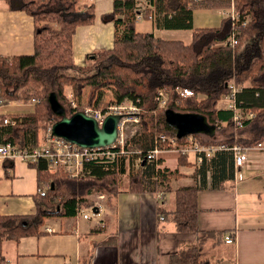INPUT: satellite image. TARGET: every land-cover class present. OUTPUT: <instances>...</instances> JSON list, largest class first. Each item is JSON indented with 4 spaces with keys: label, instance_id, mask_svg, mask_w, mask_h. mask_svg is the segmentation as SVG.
<instances>
[{
    "label": "trees",
    "instance_id": "obj_1",
    "mask_svg": "<svg viewBox=\"0 0 264 264\" xmlns=\"http://www.w3.org/2000/svg\"><path fill=\"white\" fill-rule=\"evenodd\" d=\"M6 1L12 9L33 18L34 51L13 56L0 54L1 96L5 103L20 99H35V103L27 112L0 113L1 142L22 150L43 145L45 128L61 118L48 101L51 92L57 93L68 115L78 111L69 104L67 86L72 87L77 100L89 87V103L98 107L134 103L140 109L142 127L125 142L124 152L118 147L116 156L105 155L86 162L80 176L54 169L46 158L29 162L37 168V211L0 216L4 229L0 240L4 239L3 234L16 240L42 234L40 227L46 217L81 215L82 209L94 205L87 198L92 192H109L110 200L123 190L164 191L171 177L180 172L162 167L161 156L154 160L147 155L157 146L164 147L161 135L177 136L176 129L166 122L167 108L207 115L216 126V134L193 135L203 145L228 147L216 148L214 155L203 157L194 174L196 178L200 176V184L179 187L175 192L176 203L170 217L177 230L198 231L197 192L206 186L208 172L212 174V187H220L225 180L234 178L233 147L239 144L250 148L264 141V0L146 3L142 18H150L158 29L192 30L189 42L138 30L139 1L115 0L114 10L103 16L115 23L113 47L88 54L84 65L74 62L73 39L78 26L93 23L94 0ZM231 5L236 13L234 19L223 15L219 25L195 27L196 9L229 10ZM110 88L115 91L114 99L101 104L103 91ZM184 88L192 94L181 95ZM160 92L166 94L165 107L160 106ZM229 102L235 108L229 107ZM236 115H240L238 120ZM6 117L14 119L15 124H5ZM174 154L180 164H191L188 154ZM137 160L140 167L129 173L128 168ZM127 174L128 184L122 186L121 177ZM204 234L199 233L197 244L180 251L171 264H211L203 257Z\"/></svg>",
    "mask_w": 264,
    "mask_h": 264
},
{
    "label": "crops",
    "instance_id": "obj_2",
    "mask_svg": "<svg viewBox=\"0 0 264 264\" xmlns=\"http://www.w3.org/2000/svg\"><path fill=\"white\" fill-rule=\"evenodd\" d=\"M94 2L93 23L78 26L74 35L73 57L78 65L86 64L88 54L114 44L115 23L103 16L114 10L115 0ZM219 23L197 25L194 21L195 27ZM160 30L162 34L169 29ZM33 51V18L0 0V54ZM34 103L32 99L12 100L0 107V113L27 112ZM161 158L162 167L180 172L164 191L123 190L104 204L105 214L97 219L46 217L42 234L0 240V264H171L180 251L197 244L199 233L207 234L204 253L211 264H264V149L247 148L245 164L220 187H212L208 172L206 186L197 192L198 231H179L170 217L176 190L201 183L200 176L194 175L200 165L196 155L188 154V165L180 164L173 152ZM37 192L36 167L19 157L0 156V216L36 213ZM227 234L234 237L233 242L225 240Z\"/></svg>",
    "mask_w": 264,
    "mask_h": 264
},
{
    "label": "built area",
    "instance_id": "obj_3",
    "mask_svg": "<svg viewBox=\"0 0 264 264\" xmlns=\"http://www.w3.org/2000/svg\"><path fill=\"white\" fill-rule=\"evenodd\" d=\"M139 1V9L140 13L138 15V19H142V10H144L146 3L149 0H138ZM234 3V0H231ZM222 13L225 16H231L233 19L236 16L235 9L232 7L229 10L222 9ZM181 95L188 96L192 94V91L188 88H184L180 91ZM232 96V95H231ZM160 106L165 107L167 104V97L164 92H160ZM35 102V99H32ZM74 108H78V103L76 99L69 98ZM77 103V104H76ZM5 104L4 99L1 96L0 92V107ZM229 107L235 108V105L232 102L228 103ZM84 111L92 116H94L100 124L103 123L105 117L108 114H122L123 117L119 123V139L116 143L109 146H100V147H83L77 145L73 142H70L62 137H57L52 134L51 127L50 130L45 136V142L41 146L34 147L32 149H19L12 143H1L0 144V156L8 157V158H22L27 162H37L41 158H46L50 161L54 169H62L66 172L72 174V176H80L82 174V170L86 162L95 159L97 157L107 156H116L119 154L117 150L118 147L121 148V151L124 152L125 142H123V130L125 125H127L128 121L139 122L140 117V109L131 102H122V103H111L107 106H96L95 104L88 103L84 106ZM250 116H253L251 113ZM240 115H236L235 120H238ZM5 124H15V120L6 117L4 119ZM128 126V125H127ZM163 141H165L164 147H155L152 149L147 155L148 158L156 160L161 155L167 152L174 153H182V154H190L193 153L196 155L197 162H202L203 157H211L216 148H228L227 145L220 146H206L200 143L197 138L190 134L186 136L182 141L178 140L177 136L170 135H161ZM255 147L264 149V141L258 143ZM247 148L245 146H241L236 144L233 147L235 152V168L241 167L245 164L247 160ZM203 153L205 155H203ZM45 192V191H44ZM99 208L100 212V202H96L89 209L94 214L96 212L93 210L94 207ZM84 218H92L91 213L89 211L84 212L82 215ZM161 219H164L162 216ZM227 242H233L234 237L231 234H227L225 237Z\"/></svg>",
    "mask_w": 264,
    "mask_h": 264
},
{
    "label": "water",
    "instance_id": "obj_4",
    "mask_svg": "<svg viewBox=\"0 0 264 264\" xmlns=\"http://www.w3.org/2000/svg\"><path fill=\"white\" fill-rule=\"evenodd\" d=\"M48 101L54 113L61 117L52 124L53 135L83 147L109 146L119 139V123L123 117L122 114H108L100 124L94 116L84 110L68 115L56 92L49 94ZM165 115L166 122L176 129L179 138L195 133H205L210 136L216 134V126L211 124L207 115L203 113L182 112L167 108ZM93 210L96 213L99 212L96 206Z\"/></svg>",
    "mask_w": 264,
    "mask_h": 264
},
{
    "label": "rangeland",
    "instance_id": "obj_5",
    "mask_svg": "<svg viewBox=\"0 0 264 264\" xmlns=\"http://www.w3.org/2000/svg\"><path fill=\"white\" fill-rule=\"evenodd\" d=\"M223 15L222 10H218V9H207V8H198L195 10L194 12V21L195 23L201 24V25H208V23H216L218 24L220 21V17ZM136 28L140 31H156L158 34L162 35L163 37H167V38H178V39H183L184 41L190 40L192 38V34L193 31L192 30H164V33H160L161 30L158 29L157 27L153 28V22L152 20L149 18H142V19H138L136 21ZM22 53H28L27 50H23ZM66 94L69 98H73L74 100L76 99L77 103H78V108L77 110H84V106H86L89 103V87L85 89L84 95L79 98V100H77L76 97H74L73 94V89L71 86H67L66 87ZM103 97L101 98V104H104L108 101H110L112 98L114 99L115 97V91L114 89L110 88V89H105L103 91ZM69 101V104L72 108H74V106L72 105L71 101ZM76 103V104H77ZM9 109L13 110L15 109L14 106H11ZM128 126L125 125V128L123 130V142H126L127 140H130L133 135L136 132H139L141 130V124H140V120L139 122H135V121H128L127 122ZM52 126V123H49V126H47L45 128L44 131V135L46 136V134L48 133V131L50 130L49 128ZM193 154V153H192ZM139 160H137L135 162V165L132 168H128V171L130 173L131 170H138V168L140 167V165L138 164ZM133 163V162H132ZM132 166V165H131ZM121 182H122V186H126L128 184V174L124 177H121ZM121 184V183H120ZM108 193L106 192L104 193H97V192H92L91 194L88 195V199L91 200L92 204L96 203V202H100V212L94 214L92 211H90V207L89 208H84L82 209L81 215H83L84 212L89 211V213H91L93 219H97L100 218L102 216H104L105 214V208H104V204L108 201H111L112 199H108ZM3 220L0 221V223H2ZM4 233V229L2 227V224H0V234ZM3 237H7V234H3ZM205 259L208 257L205 255L203 256Z\"/></svg>",
    "mask_w": 264,
    "mask_h": 264
}]
</instances>
